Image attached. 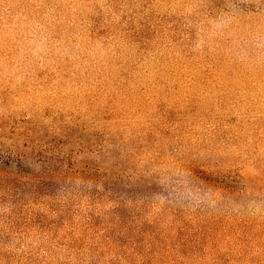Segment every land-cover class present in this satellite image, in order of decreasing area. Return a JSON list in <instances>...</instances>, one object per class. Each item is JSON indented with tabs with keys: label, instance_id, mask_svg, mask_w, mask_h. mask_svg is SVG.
Instances as JSON below:
<instances>
[{
	"label": "rangeland",
	"instance_id": "374dc122",
	"mask_svg": "<svg viewBox=\"0 0 264 264\" xmlns=\"http://www.w3.org/2000/svg\"><path fill=\"white\" fill-rule=\"evenodd\" d=\"M0 264H264V0H0Z\"/></svg>",
	"mask_w": 264,
	"mask_h": 264
}]
</instances>
